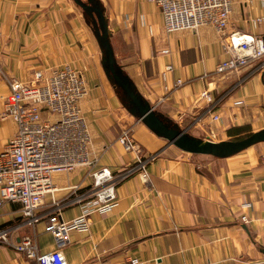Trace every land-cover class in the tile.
Returning <instances> with one entry per match:
<instances>
[{"label": "crops", "instance_id": "1", "mask_svg": "<svg viewBox=\"0 0 264 264\" xmlns=\"http://www.w3.org/2000/svg\"><path fill=\"white\" fill-rule=\"evenodd\" d=\"M94 1L108 24L116 68L145 106L199 139L233 141L264 130V68L216 73L227 56L213 28L167 34L160 9L148 0ZM76 11L74 0H0V153L16 132L3 117L9 80L28 81L36 71L70 65L88 82L82 110L99 166L118 172L136 160L118 142L129 128L142 156L157 158L148 167L154 188L138 176L121 183L115 209L92 214L90 230L72 235L64 249L67 264H125L132 257L149 264H264V141L228 156L169 145L111 79ZM261 15L260 0H232L230 30L264 37V24L255 23ZM168 66L173 71L164 81ZM179 79L184 83L177 87ZM204 91L212 103L199 98ZM211 108L219 121H212ZM236 128L243 130L231 135ZM90 173L55 176L57 191L45 197L34 226L23 223L21 205L5 204L0 225L16 229L13 244L31 235L40 253L53 251L49 227L81 215L82 206L68 202L88 189ZM0 264L38 263L0 242Z\"/></svg>", "mask_w": 264, "mask_h": 264}, {"label": "built area", "instance_id": "2", "mask_svg": "<svg viewBox=\"0 0 264 264\" xmlns=\"http://www.w3.org/2000/svg\"><path fill=\"white\" fill-rule=\"evenodd\" d=\"M157 6L164 19L167 34L184 30L211 27L222 39L227 58L216 69L218 74H227L256 64V71L264 68V37L230 30L232 0H148ZM262 15L255 20L264 24V0H260ZM169 53V50H164ZM173 71L168 66L163 74ZM177 80V87L183 85ZM10 95L5 103L3 117L12 120L16 132L0 153V210L7 203L21 205L24 224L36 225L42 216L38 210L48 194L57 189L54 177L69 174L79 169L90 171L91 185L78 193L69 204L82 206V213L71 221L57 220L49 231L55 249L40 253L36 239L25 235L14 245L13 227L0 225V242L11 244L17 252L38 264H67L64 249L74 233L90 230L91 215H106L118 205L117 188L133 176H138L147 187L154 188L149 165L157 155L142 156L132 129H124L118 142L136 160L118 172L99 166V159L92 152L91 134L82 110V102L89 96V86L84 74L70 65L39 70L28 81L9 80ZM212 103L209 91L199 96ZM211 111V112H210ZM209 113L213 122L221 118ZM143 120V119H141ZM247 222L248 217L242 216ZM125 264H149L136 257Z\"/></svg>", "mask_w": 264, "mask_h": 264}, {"label": "water", "instance_id": "3", "mask_svg": "<svg viewBox=\"0 0 264 264\" xmlns=\"http://www.w3.org/2000/svg\"><path fill=\"white\" fill-rule=\"evenodd\" d=\"M74 1L80 4L79 0ZM96 10L99 14L104 30V47L108 57V68L113 79L123 88L127 96L131 99L135 106V112H139L141 119H143L146 124L164 136L169 145H174L186 153H194L203 156H228L246 147L252 146L255 143L264 141V130H262L242 141H226L223 143L206 142L187 134L186 130H181L179 126L173 124L169 119L154 112L148 105L145 106L139 97L132 91L126 79H124L118 72L114 51L109 39V29L105 15L101 8L96 7ZM218 149H224L226 151L218 152Z\"/></svg>", "mask_w": 264, "mask_h": 264}, {"label": "rangeland", "instance_id": "4", "mask_svg": "<svg viewBox=\"0 0 264 264\" xmlns=\"http://www.w3.org/2000/svg\"><path fill=\"white\" fill-rule=\"evenodd\" d=\"M79 2H81L80 4H82V6L81 7L76 6V9H77L76 14L80 16V18L82 20V26L88 32V35H90L92 41L94 42V46L96 47V50H97V46H98V52L100 53V57H101V52H102V58H103L104 66L107 69L108 57H107L106 49L104 47V40H103L104 30H103V27L101 24L99 14L96 10V7L100 8L101 5L97 1L92 2L90 0H79ZM93 4H95V5H93ZM114 40H115V38L112 41H114ZM116 41L118 42V38H116ZM113 49H114V46H113ZM117 65H118V68L120 70V63L117 62ZM108 74L111 75L109 70H108ZM111 79H113V78H111ZM132 109L135 110L134 104H132ZM137 114H139V112H137ZM200 139H203L206 142L223 143L222 141L217 142L218 141L217 139H214L216 141H212L213 138L211 139L210 137H208V138L207 137H204V138L200 137ZM217 151H220V149H218ZM211 156H213V155H211Z\"/></svg>", "mask_w": 264, "mask_h": 264}, {"label": "trees", "instance_id": "5", "mask_svg": "<svg viewBox=\"0 0 264 264\" xmlns=\"http://www.w3.org/2000/svg\"><path fill=\"white\" fill-rule=\"evenodd\" d=\"M75 2V1H74ZM95 2V1H94ZM75 4V6H82V4H78V3H74ZM110 39V38H109ZM112 46V45H111ZM243 130V128H236V129H234V131H231V135H233V134H236V133H240L241 131ZM246 130V129H245ZM252 136V134H248V135H246V136H239V137H236L233 141H242V140H245V139H247V138H249V137H251Z\"/></svg>", "mask_w": 264, "mask_h": 264}]
</instances>
